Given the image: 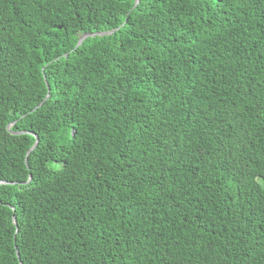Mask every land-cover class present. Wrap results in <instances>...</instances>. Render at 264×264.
Wrapping results in <instances>:
<instances>
[{"label":"trees","instance_id":"1","mask_svg":"<svg viewBox=\"0 0 264 264\" xmlns=\"http://www.w3.org/2000/svg\"><path fill=\"white\" fill-rule=\"evenodd\" d=\"M135 4L0 0V264H264V0Z\"/></svg>","mask_w":264,"mask_h":264},{"label":"water","instance_id":"2","mask_svg":"<svg viewBox=\"0 0 264 264\" xmlns=\"http://www.w3.org/2000/svg\"><path fill=\"white\" fill-rule=\"evenodd\" d=\"M138 2H139V0H136V4L135 5H137L138 4ZM59 28H62V26H60ZM109 32H98V33H94V34H90V33H86V34H84L82 37H81V39H80V41H79V43H78V45H80L81 43H82V41L85 39V38H87V37H89V36H95V35H104V34H108ZM14 133H24V132H14ZM35 136H36V142H35V144L30 148V150H29V152H28V155H27V157H26V162L28 161V156H29V154L38 146V142H39V138H38V136L35 134ZM14 222H15V224H16V217H14ZM18 256H19V251H18Z\"/></svg>","mask_w":264,"mask_h":264}]
</instances>
